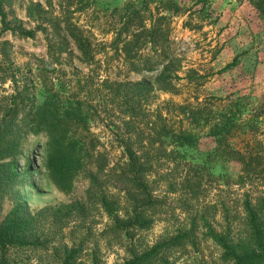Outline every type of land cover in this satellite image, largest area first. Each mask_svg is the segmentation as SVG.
<instances>
[{
	"label": "rangeland",
	"instance_id": "obj_1",
	"mask_svg": "<svg viewBox=\"0 0 264 264\" xmlns=\"http://www.w3.org/2000/svg\"><path fill=\"white\" fill-rule=\"evenodd\" d=\"M164 1L85 0L80 4L78 0H0V12L6 14L11 28L20 23L27 30H36L32 38L21 37L12 30L3 31L0 13V76L6 77L5 80L0 79V106H3L0 116L5 112L4 105L11 102L10 96L16 95L18 90H28L22 92L23 96H27L26 102H30L32 92L39 95L40 86L44 83L48 88L55 84L63 96L83 90L80 96L83 100L85 95L90 96L87 99L91 98L93 105L90 130L99 141L100 152L106 155L108 171L115 172L106 171L107 174L101 176V191L116 202L121 209L119 215L126 212L127 184L116 175L126 168L123 138L129 137L132 142L144 145L141 146V153L149 160L151 174L148 176V187L156 204L150 213L154 219L150 229L135 231L132 239L114 230V224L101 203L91 205L81 219L67 224H54L52 219L42 218L37 230L41 237L39 244L12 249L9 252L10 264H61L62 246L67 244L72 247L80 242H84L80 259L83 264H93V257L100 264H121L130 257L133 248L140 252L177 235L181 230H188L197 211L205 213L219 231L227 223L236 228L242 224L245 194L248 192L254 200L264 193L262 177L243 186L236 183L240 165L216 157L208 125L193 126L198 136L195 147H176L172 139L154 135L144 127L145 123L139 127L127 124L129 119L122 111L124 107L118 106V99L113 102L109 90L103 86L105 79L109 82L155 79V72L131 71L115 45L121 13L126 5L132 3L143 8L148 5L154 15L159 9L161 14L171 16L168 21L170 39L181 58L179 74L182 79L176 80L178 93L156 91L149 97L146 102L147 120H155L157 110H161L168 125L177 128L182 116L173 104H195L197 99L203 101L216 97L223 101H216L211 108L220 111L229 102L226 98L230 95L235 99L244 96L241 101L245 104L242 120L261 110L264 102V16L249 0H175L182 8H192L179 15L162 10ZM85 4L87 7L79 9ZM29 5L38 6L44 12L31 19L27 14ZM203 6L206 7L205 13L200 11ZM54 19L58 20L55 25H49ZM68 19L80 26L91 39L95 49L94 63L86 64L80 59L78 50H73L61 57L62 64L51 65L58 69L57 72L48 73L42 63L48 61L46 38L56 42L64 37L62 22ZM40 25L42 28H39ZM4 41L9 43L5 49L2 46ZM236 57V65L224 69ZM190 69L198 71L203 78L187 79ZM184 126L190 127V124L185 120ZM257 126L256 133H240L231 141L241 150L254 145L255 141L264 144V114L259 116ZM150 132L154 138L148 136ZM46 141L45 135L30 136L17 169L21 174L27 170L32 172V180L21 190L33 210L84 200L90 186L85 173L77 175L69 192L59 190L46 177ZM184 186L195 187L198 198L192 199ZM15 196L9 188L0 191V221L13 209ZM202 232L203 229L197 232L195 244L166 250L164 256L169 263L219 264L222 250L205 238ZM47 240L51 242L47 243ZM41 243L45 245L42 247Z\"/></svg>",
	"mask_w": 264,
	"mask_h": 264
},
{
	"label": "trees",
	"instance_id": "obj_2",
	"mask_svg": "<svg viewBox=\"0 0 264 264\" xmlns=\"http://www.w3.org/2000/svg\"><path fill=\"white\" fill-rule=\"evenodd\" d=\"M249 1L264 16V0ZM78 3L83 4L85 0H78ZM85 7L86 4L79 9ZM191 9L182 8L175 0H165L162 4V10L170 11L172 15L186 14ZM160 11L157 9V14L154 15L149 11L148 5L144 8L132 3L126 5L121 13V24L115 41L116 50L124 55L131 71L155 72L157 73L155 79L139 82H109L105 79L103 86L109 90L113 102L118 99V106L124 107L122 111L129 119L127 124H132L133 127L137 124L139 127L145 123L144 127L149 128L158 138L172 139L176 147L182 148H193L197 145L198 136L193 131V126L208 125V135L215 143L216 157L240 165L237 184L243 186L248 182L253 183L257 177L264 179L262 141H255L254 145L246 150L237 148L231 141L233 137L241 135L240 133L254 134L258 131V119L264 114V102L260 106L261 110L256 111L247 120H242L244 110L242 108L245 104L241 101L244 96L235 99L232 95L226 98L229 102L220 111L211 108L216 101H223L216 97H208L203 101L197 99L195 104H173L182 116L177 128L168 125L161 110H157L155 120H147L146 102L149 97L155 95L156 91L178 93L176 80L182 79L179 74L182 69L181 58L172 47L170 39L168 21L171 16L161 14ZM200 11L205 13L206 7L203 6ZM42 12L44 10L38 6L27 7V14L31 19ZM0 13L3 31L12 30L25 38H32L35 35V29L27 30L20 23L11 28L7 23L6 14L3 11ZM56 20H51L49 25H55ZM62 26L64 37L56 42L49 37L46 38L48 61L42 63L48 73L57 72L58 69L51 65L62 64L61 57L73 50H78L80 59L88 65L93 64L95 60L93 43L82 28L69 19L64 20ZM39 28H42V25ZM8 45L7 41L2 44L4 49ZM237 59L238 57L224 69L235 66ZM186 78L200 80L203 76L195 69H190ZM0 79L5 80L6 77L1 75ZM54 85L48 88L47 84H41L42 90L39 95L32 92L30 102H26L27 96L22 94L28 90H18L16 95L10 96L11 102L4 105L5 112L0 116V191L9 188L16 195L13 209L0 221V264H10L9 252L12 249L36 247L39 244L41 237L37 230L42 218L52 219L54 224L56 222L67 224L81 219L91 205L101 203L114 224V230L125 233L130 239L133 238L135 231L150 229L154 221L150 213L154 211L156 204L148 187V176L151 174L148 168L149 160L141 153V146L144 145L132 142L129 137L123 138L127 155L126 168L116 176L127 184L128 203L124 208L126 212L119 215L118 211L121 209L116 206L113 199L106 197L99 183L101 176L107 174L105 172L108 171L109 162L106 155L100 152L99 141L90 130L89 124L94 115L91 98L87 99L90 96L85 95L86 99L83 100L80 96V91H83L81 89L63 96L61 90ZM185 120L190 127L184 126ZM151 132L148 136L154 138ZM39 135H45L47 138L44 158L46 177L59 190L69 192L77 175L85 173L90 186L84 200L62 205H47L36 210L26 202L21 189L32 180V172L27 170L21 174L17 169L20 160L23 159L22 151L29 137ZM185 179L189 182L188 178ZM184 187L191 193L192 199L198 198L195 187ZM242 211L244 216L241 225L234 228L233 224L227 223L221 231L213 226L205 213L197 211L192 216L188 230H181L177 235L140 252L132 247L130 257L121 264H174L169 263L164 252L188 243L195 244L197 232L202 229L205 238L212 240L222 250L219 264H264V193L253 200L247 192L242 203ZM50 242L47 240V243ZM83 245L84 242L74 244L72 247L64 244L60 250L61 264H83L80 261L83 256ZM93 259V264H100L94 257Z\"/></svg>",
	"mask_w": 264,
	"mask_h": 264
}]
</instances>
